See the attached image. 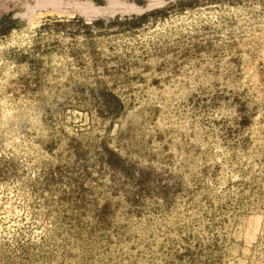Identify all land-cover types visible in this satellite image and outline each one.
<instances>
[{
    "label": "rangeland",
    "instance_id": "374dc122",
    "mask_svg": "<svg viewBox=\"0 0 264 264\" xmlns=\"http://www.w3.org/2000/svg\"><path fill=\"white\" fill-rule=\"evenodd\" d=\"M33 3L0 0V264H264V0Z\"/></svg>",
    "mask_w": 264,
    "mask_h": 264
},
{
    "label": "bare ground",
    "instance_id": "6f19581e",
    "mask_svg": "<svg viewBox=\"0 0 264 264\" xmlns=\"http://www.w3.org/2000/svg\"><path fill=\"white\" fill-rule=\"evenodd\" d=\"M33 2H34L32 6L33 9L28 10L24 18L25 24L28 26L27 28L30 30L38 27L40 21L44 20L43 18H45L47 14L53 16L55 15L59 17H70L74 14L71 11L74 10L77 11V13L76 12L75 13L78 16H80L83 20H85L87 23H91V22L94 23V22H104L116 16L129 17L134 15H140L149 12V10L156 7L157 5L156 0L148 1L146 6H139V7L130 3H126L121 0H108V3H106L105 6H97L85 1H78V2L76 1L74 2V4H71L66 0H33Z\"/></svg>",
    "mask_w": 264,
    "mask_h": 264
}]
</instances>
